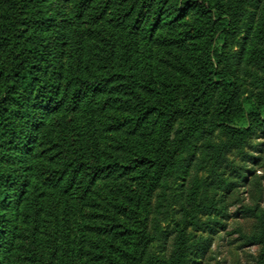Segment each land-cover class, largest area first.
<instances>
[{
	"label": "trees",
	"instance_id": "trees-1",
	"mask_svg": "<svg viewBox=\"0 0 264 264\" xmlns=\"http://www.w3.org/2000/svg\"><path fill=\"white\" fill-rule=\"evenodd\" d=\"M257 167L264 0H0V264H264Z\"/></svg>",
	"mask_w": 264,
	"mask_h": 264
},
{
	"label": "rangeland",
	"instance_id": "rangeland-1",
	"mask_svg": "<svg viewBox=\"0 0 264 264\" xmlns=\"http://www.w3.org/2000/svg\"><path fill=\"white\" fill-rule=\"evenodd\" d=\"M237 49V47H234ZM264 169L261 167H257V173L262 174ZM263 191H264V180H263ZM245 202L249 201V197L245 194ZM264 204V203H262ZM234 210V207L231 208ZM169 220H163L164 226L167 225ZM250 219L245 218H230L228 220V228L227 230L231 232V234H227V232L221 231L220 236H216L213 243H212V256L214 257L210 264H215V261L218 260L221 264H232L233 261L236 259H240L244 264L252 263L251 255H255L260 249L257 246H249V247H242L237 249L238 242H232L236 239L238 233L232 232L237 226H241L244 229H248L251 224ZM264 249V248H263Z\"/></svg>",
	"mask_w": 264,
	"mask_h": 264
}]
</instances>
